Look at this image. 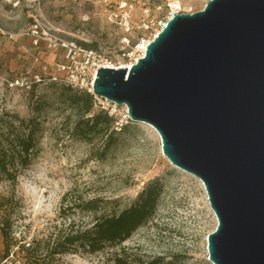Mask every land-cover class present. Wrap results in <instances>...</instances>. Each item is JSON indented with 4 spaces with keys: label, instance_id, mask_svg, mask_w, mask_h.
I'll return each mask as SVG.
<instances>
[{
    "label": "rangeland",
    "instance_id": "374dc122",
    "mask_svg": "<svg viewBox=\"0 0 264 264\" xmlns=\"http://www.w3.org/2000/svg\"><path fill=\"white\" fill-rule=\"evenodd\" d=\"M206 1L0 0V116L33 113L25 83L60 74L55 67L62 59L57 43H94L104 58L122 66L133 62L139 54L136 46L151 40L171 14L200 10ZM34 91L51 105L42 112L37 155L18 176L16 202L10 207L14 254L2 259L0 238V264H20L18 242L30 241L61 220L60 198L73 185L87 186L88 196L116 198L124 207L154 177L163 185L156 213L120 247L140 262L160 256L173 264H211L206 235L215 228L216 218L207 195L197 177L162 154L159 137L147 123L128 120L117 144L102 157L99 141L89 144L70 132L75 117L58 101V87L45 80ZM117 110L118 120L125 105H117ZM9 192L2 182L0 196ZM112 250L65 254L53 264H104Z\"/></svg>",
    "mask_w": 264,
    "mask_h": 264
},
{
    "label": "water",
    "instance_id": "95a60500",
    "mask_svg": "<svg viewBox=\"0 0 264 264\" xmlns=\"http://www.w3.org/2000/svg\"><path fill=\"white\" fill-rule=\"evenodd\" d=\"M95 96L151 125L162 154L203 184L211 264H264V0L172 14L129 66L99 67Z\"/></svg>",
    "mask_w": 264,
    "mask_h": 264
},
{
    "label": "trees",
    "instance_id": "16d2710c",
    "mask_svg": "<svg viewBox=\"0 0 264 264\" xmlns=\"http://www.w3.org/2000/svg\"><path fill=\"white\" fill-rule=\"evenodd\" d=\"M79 46L97 50L94 43L79 41ZM50 77L51 74L39 76L29 84L25 83V90L30 98H33L31 115L22 117L4 112L0 116V184L6 182L10 188L8 195L0 196L1 257L5 261L14 254L11 251L10 207L16 202L18 176L37 155L43 128L42 112L51 105L46 98L36 96L34 88L45 80L58 87V101L62 107L70 109L75 117L70 132L89 144L99 141V156L103 157L116 145L119 135L127 129V122L117 128L116 116L96 107L90 92L71 88ZM162 188L159 178H151L145 182L128 206L120 207L116 198L88 196L87 186L73 185L60 198L61 220L52 224L41 235L32 237L30 241L18 242L17 251L22 254L20 264H53L61 255L95 254L104 252L107 248L113 250L107 251L108 262L104 264L110 261L113 264H173L160 256L144 262L133 260L127 255L124 247H120L137 228L144 226L154 217ZM87 216L91 219L87 220ZM117 246L119 248L114 249Z\"/></svg>",
    "mask_w": 264,
    "mask_h": 264
},
{
    "label": "built area",
    "instance_id": "2783aa9c",
    "mask_svg": "<svg viewBox=\"0 0 264 264\" xmlns=\"http://www.w3.org/2000/svg\"><path fill=\"white\" fill-rule=\"evenodd\" d=\"M146 44L147 42H141L136 46L139 54L136 58L133 59V62L138 57L143 55ZM57 45L58 49L62 51V59L55 64V67L57 71L60 72V74H51L50 78L53 80H59L64 85L69 86L71 88L83 89L90 92L93 96L94 105L96 107L105 110L109 115L117 116L118 104L104 97L95 96L92 92V82L95 77L96 70L101 66H117H114L109 60L104 58L103 55L98 52V50L83 48L74 43L64 41L57 43ZM54 48L55 44L52 49ZM133 62H129L128 65L132 64ZM122 66H127V64ZM128 120H130V118L125 107L124 113H122V115L118 118L115 125L118 128L123 123H126Z\"/></svg>",
    "mask_w": 264,
    "mask_h": 264
},
{
    "label": "bare ground",
    "instance_id": "6f19581e",
    "mask_svg": "<svg viewBox=\"0 0 264 264\" xmlns=\"http://www.w3.org/2000/svg\"><path fill=\"white\" fill-rule=\"evenodd\" d=\"M127 66H129L128 64H127ZM149 125V124H148ZM153 130H154V128L151 126V125H149ZM155 131V130H154ZM156 132V131H155ZM156 134H157V132H156ZM158 135V134H157ZM175 166V165H174ZM175 167H177V166H175ZM178 168V167H177ZM180 169V168H179ZM182 171H184L183 169H181ZM201 182V181H200ZM201 184H202V182H201ZM202 187H203V189H204V186H203V184H202ZM204 191H205V189H204ZM205 193H206V191H205ZM207 195V194H206ZM2 264H10V263H8V262H5V263H2Z\"/></svg>",
    "mask_w": 264,
    "mask_h": 264
}]
</instances>
